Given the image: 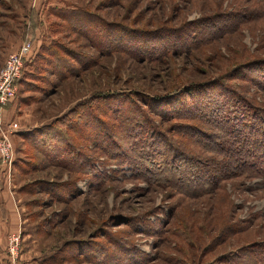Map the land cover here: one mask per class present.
<instances>
[{
	"label": "rangeland",
	"instance_id": "1",
	"mask_svg": "<svg viewBox=\"0 0 264 264\" xmlns=\"http://www.w3.org/2000/svg\"><path fill=\"white\" fill-rule=\"evenodd\" d=\"M25 41L0 264H264V173L223 124L262 119L264 0H0V69Z\"/></svg>",
	"mask_w": 264,
	"mask_h": 264
},
{
	"label": "trees",
	"instance_id": "2",
	"mask_svg": "<svg viewBox=\"0 0 264 264\" xmlns=\"http://www.w3.org/2000/svg\"><path fill=\"white\" fill-rule=\"evenodd\" d=\"M19 78L16 80V82H15L16 84L19 83ZM232 90H234V89H232ZM231 92H235V93H233L234 95L231 96L232 99L235 101V103L236 102L238 103L239 101L240 102L244 101V98L237 91L234 90ZM252 108H254V107H251V109ZM233 110H234V112L232 113V116L228 115L229 117H227V119L231 120V122L226 121L223 124H225L224 129L228 126L230 129L229 132L235 134V136H237V141L240 143L239 149L237 151H241L239 153V156H241V154H242V156H244V157L242 159L243 161H239V163H237V165H238L237 167L244 166V168H245V165H246V166H248L247 168L250 170L256 169L259 172L264 173V168L262 167L264 164V109H257L256 110L257 112H255V110H252V112L254 111L255 113L259 114V115H257L258 117H262L261 120L256 118V114L254 115L255 117L251 116L252 118L249 119L247 116V115H249V113H248L249 109H247V108H245V110H244L246 113L244 111H240L239 109H235V108ZM121 117L123 119L121 121V124L123 126V130H125V132H127V134L130 137L134 138L133 141L135 143H133V145H132V150L137 148V146L139 144V146H138L139 151L141 150L142 145H143V148L146 149V150L140 151L142 158H143V156H147V155H150L152 153H155L156 148L153 147V145L144 143V141H142L143 128L137 124V121H134L135 125H133L134 123L132 124V119H130L129 116L121 115ZM261 122H262V124H261ZM48 131H51V130H49V126L44 127L40 130L35 129V130L29 132L28 135H33V137H35V140L38 143H40V145H38L36 142V144H37L36 146L40 147V146H42V144H44V142H45L44 138L49 133ZM150 134H152V136H153L152 138H154V139L156 138L155 134H157V133H155V131H154V133H150ZM161 137H162V135L159 134L157 140L160 141ZM177 153H178V151H177ZM52 158H54V157H52ZM52 158H50V159H52ZM66 160H67V158L64 157V161H66ZM167 184L170 185V183H167ZM171 186H173V185H171ZM250 260H253V258L251 259V257H250ZM250 260H249V262H246V261L242 262L241 261L240 263L241 264H248V263H250ZM263 261H264V259H263Z\"/></svg>",
	"mask_w": 264,
	"mask_h": 264
},
{
	"label": "built area",
	"instance_id": "3",
	"mask_svg": "<svg viewBox=\"0 0 264 264\" xmlns=\"http://www.w3.org/2000/svg\"><path fill=\"white\" fill-rule=\"evenodd\" d=\"M31 44L25 41L20 44V46L15 50L7 54L3 66L0 69V112L5 108V106L10 103L16 95V80L21 74V69L23 62L31 52ZM17 123L13 122L9 124V130H16ZM13 145L9 138V134L5 131L0 133V160L3 165L8 166L13 158ZM6 180L9 179L8 177ZM16 238H11L15 241Z\"/></svg>",
	"mask_w": 264,
	"mask_h": 264
},
{
	"label": "crops",
	"instance_id": "4",
	"mask_svg": "<svg viewBox=\"0 0 264 264\" xmlns=\"http://www.w3.org/2000/svg\"><path fill=\"white\" fill-rule=\"evenodd\" d=\"M2 111H3V110H2ZM2 111H1V113H2ZM1 113H0V114H1ZM8 206H9V203H8ZM11 220H12V221H14V217H12V219H11Z\"/></svg>",
	"mask_w": 264,
	"mask_h": 264
}]
</instances>
